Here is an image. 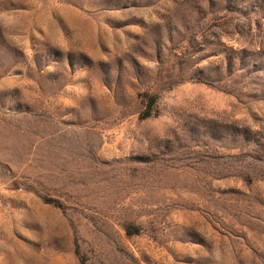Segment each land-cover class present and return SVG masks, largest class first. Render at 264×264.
<instances>
[{"label":"rangeland","instance_id":"374dc122","mask_svg":"<svg viewBox=\"0 0 264 264\" xmlns=\"http://www.w3.org/2000/svg\"><path fill=\"white\" fill-rule=\"evenodd\" d=\"M0 264H264V0H0Z\"/></svg>","mask_w":264,"mask_h":264},{"label":"trees","instance_id":"16d2710c","mask_svg":"<svg viewBox=\"0 0 264 264\" xmlns=\"http://www.w3.org/2000/svg\"><path fill=\"white\" fill-rule=\"evenodd\" d=\"M155 101H156L155 98L150 99V107L154 106ZM151 116H152L151 110H148L142 119H147L150 118Z\"/></svg>","mask_w":264,"mask_h":264}]
</instances>
